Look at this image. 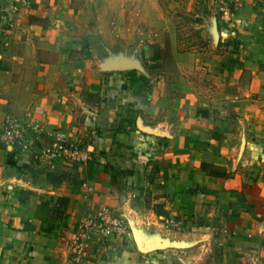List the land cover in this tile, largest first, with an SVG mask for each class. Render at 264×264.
<instances>
[{"label": "crops", "instance_id": "1", "mask_svg": "<svg viewBox=\"0 0 264 264\" xmlns=\"http://www.w3.org/2000/svg\"><path fill=\"white\" fill-rule=\"evenodd\" d=\"M97 7L0 0V135L40 105L92 152L37 159L0 138V264H264V0H231L215 50L161 34L123 72H104ZM103 208L132 235L79 258L76 225Z\"/></svg>", "mask_w": 264, "mask_h": 264}, {"label": "rangeland", "instance_id": "2", "mask_svg": "<svg viewBox=\"0 0 264 264\" xmlns=\"http://www.w3.org/2000/svg\"><path fill=\"white\" fill-rule=\"evenodd\" d=\"M91 1L107 20V40L100 47L104 72L111 68L123 72L138 65L142 49L161 34L169 48L173 45L182 52L215 50V20L231 8V0H147L149 7L142 6L144 0ZM101 1L109 7H99Z\"/></svg>", "mask_w": 264, "mask_h": 264}, {"label": "built area", "instance_id": "3", "mask_svg": "<svg viewBox=\"0 0 264 264\" xmlns=\"http://www.w3.org/2000/svg\"><path fill=\"white\" fill-rule=\"evenodd\" d=\"M43 112L42 106H35L27 113L26 121L13 114L7 115L2 122L0 135L2 142L6 145L20 146L25 150L32 149L33 157L37 159L59 158L67 162H88L92 158V152L85 141L80 137L75 139L70 137L64 130L45 129L40 118ZM169 222L173 223L174 220L170 219ZM76 229L72 245L78 251L79 258L88 253L90 243L97 237L132 235L128 222L109 208H103L96 215L81 220Z\"/></svg>", "mask_w": 264, "mask_h": 264}]
</instances>
